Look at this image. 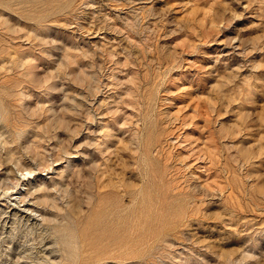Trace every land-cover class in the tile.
I'll use <instances>...</instances> for the list:
<instances>
[{
	"label": "rangeland",
	"instance_id": "obj_1",
	"mask_svg": "<svg viewBox=\"0 0 264 264\" xmlns=\"http://www.w3.org/2000/svg\"><path fill=\"white\" fill-rule=\"evenodd\" d=\"M0 264H264V0H0Z\"/></svg>",
	"mask_w": 264,
	"mask_h": 264
}]
</instances>
